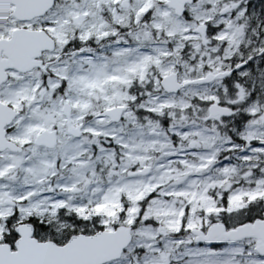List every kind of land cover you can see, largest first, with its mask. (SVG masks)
I'll use <instances>...</instances> for the list:
<instances>
[{
    "label": "rangeland",
    "instance_id": "374dc122",
    "mask_svg": "<svg viewBox=\"0 0 264 264\" xmlns=\"http://www.w3.org/2000/svg\"><path fill=\"white\" fill-rule=\"evenodd\" d=\"M165 1L56 0L32 23L0 25V37L31 28L56 42L46 69L12 74L1 92L22 111L13 136L24 150L0 160V243L32 219L43 240L63 245L126 225L133 241L108 264H264L255 240L214 248L191 234L264 219V0L251 10L248 0H195L190 19ZM227 5L234 15H220ZM12 7L0 0V21ZM213 16L228 29L218 36L229 56L253 64L239 71L250 85L166 93L160 82L170 73L182 83L213 75V43L190 32ZM65 103L81 138L69 134ZM221 103H235L241 121L209 118ZM117 106L128 108L119 123L99 117ZM45 130L58 133L53 149L34 143Z\"/></svg>",
    "mask_w": 264,
    "mask_h": 264
},
{
    "label": "water",
    "instance_id": "95a60500",
    "mask_svg": "<svg viewBox=\"0 0 264 264\" xmlns=\"http://www.w3.org/2000/svg\"><path fill=\"white\" fill-rule=\"evenodd\" d=\"M14 6L12 16L21 21H30L46 15L56 4V0H9ZM195 0H167V6L177 16H182L186 6ZM55 40L44 30H28L20 28L13 31L10 39L0 40V84L7 82L9 69L27 73L42 64L44 52H54ZM213 75L182 83L176 72L162 78L160 85L168 94H178L188 85L209 84ZM126 106H117L103 111L100 118H109L118 123L127 111ZM72 108L64 104L63 114L69 121L68 131L73 137H80L81 130L70 124ZM19 112L8 105L0 103V152L10 149L21 152L22 148L4 138L5 126L11 124ZM230 110L218 104H211L209 117H228ZM37 146L49 149L58 144L56 130H45L35 139ZM147 168L140 174L149 173ZM132 227L121 225L114 231H99L94 235L77 234L70 237L64 245L53 241L40 242L34 235L33 226L21 224L16 227L19 239L15 243V250L10 245L0 244V264H108L121 259L133 240ZM191 234L198 245L222 246L229 243H238L244 240L256 241V252L264 257V219L245 222L228 229L223 223L217 222L209 226L206 231L192 229Z\"/></svg>",
    "mask_w": 264,
    "mask_h": 264
},
{
    "label": "flooded vegetation",
    "instance_id": "af4514ba",
    "mask_svg": "<svg viewBox=\"0 0 264 264\" xmlns=\"http://www.w3.org/2000/svg\"><path fill=\"white\" fill-rule=\"evenodd\" d=\"M248 1H249V3L247 5L246 9L251 10L253 2H252V0H248ZM166 2H167V0L164 2V4L167 6ZM125 4H126V2H125ZM193 4L186 6L185 12H184V14L182 16H177L172 9H170L168 6L167 7L171 11H173V13L177 17L183 18V19H190L189 13H188L189 12L188 8L190 6H192ZM232 7L233 6H231V5H227L224 8H221V10L219 11L220 15H222V16H226V15H229V14L234 15L235 11H233ZM253 7H252V9H253ZM257 7H259V5ZM262 11L264 12L263 9H262ZM7 14L8 15L6 16L3 13V18H1V21H0V25L2 26L1 30L5 29V27L7 26L6 19H11L12 18L13 20H15L17 22H24V23L25 22L32 23V22L36 21L37 19H40V18H36L34 20H31V21H21V20H18L15 17L12 16V11L11 10ZM214 17L215 16H213V23L210 22V21L204 22V23H201V24L196 22V28H194L192 31H190L191 33H195V34L199 35L200 38L202 40H204L205 42L213 43L212 44L213 45V57H214V59H217L216 60L217 65L215 64L216 68L213 69V81L211 83L217 84L218 82H221V84L224 85L225 87H227L228 90H234V88H235L234 83L237 84V85L240 84V83H244V84H249L250 85L251 79L241 78L240 75H239V71H241L242 69H244V68H246V67H248L250 65L253 66V64L251 62H245V61H242V62L238 63L237 59H234L233 56H229L230 51L226 47L227 40H223L222 37L218 36L220 32L228 31V29H226L225 25L218 24L217 23L218 21ZM14 30H16V29H14ZM14 30L11 31V35H12ZM30 30H38V29H31L30 28ZM11 35H10V37L9 36H1L0 40H2V39H10ZM47 53L48 52H45L43 54V56L41 58L42 64H41V66L39 68H35L34 70H32V71H30L28 73H21V72H18L17 70H15V69H9V70L6 71L7 77H8L7 82H5L3 84H0V103L8 105L9 107L13 108L15 111L19 112V115L16 116V118L13 120V122L11 124L5 126V128H4V131H5L4 132V134H5L4 138L7 141L15 143L16 145H18V142L15 140V137L13 135L15 134L16 124L18 122V119L21 116V112L22 111L16 109L11 104H8L7 102H5L3 100V98L1 97V92L3 90V87H5L6 84H8L9 82H11L14 79V75H18V76L20 75L21 76V75H26V74L32 73L34 71H38V70L41 71V70L46 69L48 63L45 62V55ZM4 57H5V55L2 52L1 55H0V58L3 59ZM262 65L264 66V61L262 62ZM12 74H14V75H12ZM255 75H257L258 79L263 80L260 77V73H255ZM218 105H221L223 107H227L230 110V115L228 117L215 116V117H213V121H218V120H221V119H231V120L232 119H235V120L237 119L238 122L241 121V120H239L240 119V115H239V113L237 111L238 107H236L235 103H226V104L225 103H221V104H218ZM240 114H242V116H243L242 120H245V119L247 120V119L250 118V116H247L243 112H241ZM81 137H83V133L82 132H81V136L77 137V138H81ZM34 143H35V141H34ZM43 147H45V146H43ZM45 148H47V147H45ZM23 150H24V148L22 147V151ZM22 151L21 152H14V151H11L10 149H6V150L0 152V160L6 154H19V153H22ZM21 224H30L31 226H33V230H34L33 237H35L40 242L51 241V240H43L40 237V232L38 231V222L35 219H32L30 221H27V222H24V223H21ZM71 234H73V233H71ZM72 236L73 235H70V237H72ZM70 237L68 238V240L70 239ZM18 239H19V235L16 233V227H15L14 228V232L12 233L11 240H9L8 243L4 242V243H0V244L10 245L12 250H15V243L17 242ZM58 245H63V244H58Z\"/></svg>",
    "mask_w": 264,
    "mask_h": 264
},
{
    "label": "trees",
    "instance_id": "16d2710c",
    "mask_svg": "<svg viewBox=\"0 0 264 264\" xmlns=\"http://www.w3.org/2000/svg\"><path fill=\"white\" fill-rule=\"evenodd\" d=\"M243 220H245V221H243V222H247V221H250V218L248 217H246V218H243ZM220 247V246H219ZM214 248H217V247H214Z\"/></svg>",
    "mask_w": 264,
    "mask_h": 264
}]
</instances>
